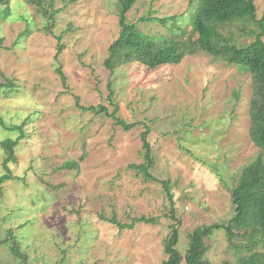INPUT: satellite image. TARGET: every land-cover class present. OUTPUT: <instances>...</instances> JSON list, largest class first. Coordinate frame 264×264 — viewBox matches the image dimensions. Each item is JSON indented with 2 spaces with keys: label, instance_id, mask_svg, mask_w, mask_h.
<instances>
[{
  "label": "rangeland",
  "instance_id": "1",
  "mask_svg": "<svg viewBox=\"0 0 264 264\" xmlns=\"http://www.w3.org/2000/svg\"><path fill=\"white\" fill-rule=\"evenodd\" d=\"M256 6L261 18L264 0ZM188 7L189 0H139L127 15L150 36L168 33L157 18L178 16L181 64L152 70L132 63L111 72L105 61L120 35L116 0H57L54 21L28 0L13 1L12 16L0 21V120L23 133L0 124V178L2 143L19 141L14 179L0 193V264H163L173 230L184 258L197 228L233 218L231 190L258 153L249 135L252 81L199 50ZM8 81L11 90L3 88ZM99 106L138 126L126 131L106 113L84 110ZM146 127L154 181L126 169L144 162ZM68 160L82 161L79 169L63 167ZM114 213L124 224L160 222L122 230L101 218ZM246 235L230 242L215 230L205 260L237 264L264 252V244L244 251Z\"/></svg>",
  "mask_w": 264,
  "mask_h": 264
},
{
  "label": "trees",
  "instance_id": "2",
  "mask_svg": "<svg viewBox=\"0 0 264 264\" xmlns=\"http://www.w3.org/2000/svg\"><path fill=\"white\" fill-rule=\"evenodd\" d=\"M13 1L0 0V21L8 20L12 16ZM28 1L34 8L38 9L40 14L50 18L51 21L55 20L58 13L55 9L57 0ZM116 1L119 8L120 35L110 46V55L105 61L108 70L113 72L117 67L132 63L143 65V67L152 70L182 63L185 52L177 39L179 38V31H182L183 27L177 25L178 16L157 18L156 20L164 26L168 33L150 36L139 29V23L128 24L127 15L139 0ZM188 10L191 12L190 26L196 34L199 50L214 60L227 62L250 74L252 98L250 101L249 135L251 142L258 149V153L253 163L243 170L238 185L231 190V199L235 208L233 218L225 225L214 224L197 228L189 235V249L184 258L176 249L179 231L173 230L172 238L170 237L166 243L168 259L163 264H181L183 260L186 264H210L205 260L208 251L205 240L210 238L217 229L225 230L230 242L242 238L241 233L247 232L246 240L248 241L243 250L248 253L264 244V14L261 18L258 17L256 0H189ZM141 21L147 20L142 19ZM31 28L32 26L28 24V29L25 32L27 36L32 34ZM53 29L54 24L51 23L48 32L53 33ZM168 34H171L172 37ZM238 34L248 37L249 43H240L237 38ZM61 39V37L58 38L57 57L64 49L61 45ZM3 43L4 39L0 36V49L3 48ZM59 74L63 83L66 84L67 79L61 69H59ZM3 88L11 90L13 85L8 81ZM84 110L96 111L98 114L106 113L126 131L138 126L137 123H126L117 115V112L109 113L106 107H90L84 108ZM0 124L5 129L18 130L21 134L23 133L21 126L10 128L5 126L1 120ZM149 134L150 128L146 127L141 138L144 162L129 164L126 169L134 171L137 177H142L145 181H154L156 178L150 170L154 167L155 160L152 155ZM53 142L56 144L57 141L53 140L51 144ZM18 143V140L13 139H7L2 143L7 157L3 165L4 173L0 178V193L3 192L4 184L14 179L11 164L17 162L14 147ZM81 162L68 160L63 167L79 169ZM161 183L165 191L170 192L169 182L162 181ZM101 218L122 230L129 227L133 228V225L136 227L137 222L154 226L159 225L160 222L156 217H140L135 218L134 223L124 224L119 220L116 213L111 218L104 216ZM7 241L9 240L4 242ZM16 250H18L17 246H13L14 255L17 254ZM226 264L231 263L227 262ZM237 264H264V252L254 251L240 258Z\"/></svg>",
  "mask_w": 264,
  "mask_h": 264
}]
</instances>
